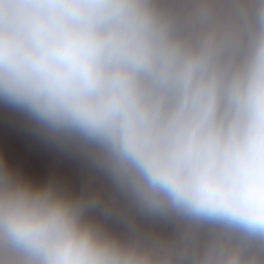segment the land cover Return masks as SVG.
<instances>
[{
	"label": "clouds",
	"instance_id": "obj_1",
	"mask_svg": "<svg viewBox=\"0 0 264 264\" xmlns=\"http://www.w3.org/2000/svg\"><path fill=\"white\" fill-rule=\"evenodd\" d=\"M0 264H264V0H0Z\"/></svg>",
	"mask_w": 264,
	"mask_h": 264
}]
</instances>
